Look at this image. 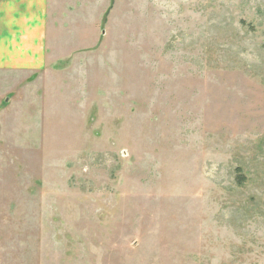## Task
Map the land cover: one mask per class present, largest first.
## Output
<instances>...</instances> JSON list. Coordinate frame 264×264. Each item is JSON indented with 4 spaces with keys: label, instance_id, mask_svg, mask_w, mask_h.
Returning a JSON list of instances; mask_svg holds the SVG:
<instances>
[{
    "label": "rangeland",
    "instance_id": "rangeland-1",
    "mask_svg": "<svg viewBox=\"0 0 264 264\" xmlns=\"http://www.w3.org/2000/svg\"><path fill=\"white\" fill-rule=\"evenodd\" d=\"M54 1L0 75V264H264V0Z\"/></svg>",
    "mask_w": 264,
    "mask_h": 264
},
{
    "label": "crops",
    "instance_id": "crops-1",
    "mask_svg": "<svg viewBox=\"0 0 264 264\" xmlns=\"http://www.w3.org/2000/svg\"><path fill=\"white\" fill-rule=\"evenodd\" d=\"M53 1L0 0V75L32 77L44 70Z\"/></svg>",
    "mask_w": 264,
    "mask_h": 264
}]
</instances>
